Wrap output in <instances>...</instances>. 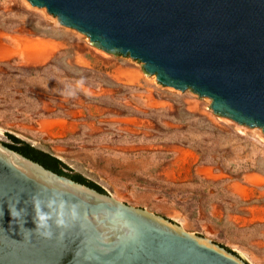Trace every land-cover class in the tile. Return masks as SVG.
<instances>
[{
    "label": "rangeland",
    "instance_id": "374dc122",
    "mask_svg": "<svg viewBox=\"0 0 264 264\" xmlns=\"http://www.w3.org/2000/svg\"><path fill=\"white\" fill-rule=\"evenodd\" d=\"M209 105L44 8L0 0V145L14 136L61 161L64 176L264 264V134Z\"/></svg>",
    "mask_w": 264,
    "mask_h": 264
},
{
    "label": "water",
    "instance_id": "95a60500",
    "mask_svg": "<svg viewBox=\"0 0 264 264\" xmlns=\"http://www.w3.org/2000/svg\"><path fill=\"white\" fill-rule=\"evenodd\" d=\"M264 134V0H26ZM0 264H247L0 145Z\"/></svg>",
    "mask_w": 264,
    "mask_h": 264
},
{
    "label": "trees",
    "instance_id": "16d2710c",
    "mask_svg": "<svg viewBox=\"0 0 264 264\" xmlns=\"http://www.w3.org/2000/svg\"><path fill=\"white\" fill-rule=\"evenodd\" d=\"M8 138L12 142V145H8L10 149L17 151L18 153L24 155L25 157L35 162H38L39 164H41L42 166H44L45 168L53 172H56L60 175L64 174L63 169L66 168L65 165H63V163L59 161L58 159H56L55 157L43 151L34 149L33 147H30L29 145L24 144L22 141H20V139L14 136L8 135ZM69 177L79 183L85 184L103 193V190L100 187L80 177L79 175H74V176H69Z\"/></svg>",
    "mask_w": 264,
    "mask_h": 264
},
{
    "label": "clouds",
    "instance_id": "9594fccd",
    "mask_svg": "<svg viewBox=\"0 0 264 264\" xmlns=\"http://www.w3.org/2000/svg\"><path fill=\"white\" fill-rule=\"evenodd\" d=\"M83 84H84V81H83V79H82V80H80V81L77 82V87H78V88H82V87H83ZM66 95H67L68 97H74V96L76 95V92H75V90H69V91L66 93Z\"/></svg>",
    "mask_w": 264,
    "mask_h": 264
},
{
    "label": "flooded vegetation",
    "instance_id": "af4514ba",
    "mask_svg": "<svg viewBox=\"0 0 264 264\" xmlns=\"http://www.w3.org/2000/svg\"><path fill=\"white\" fill-rule=\"evenodd\" d=\"M74 180V179H73Z\"/></svg>",
    "mask_w": 264,
    "mask_h": 264
}]
</instances>
